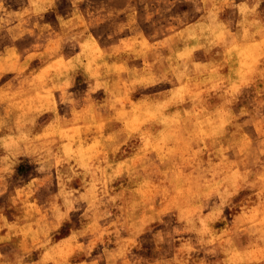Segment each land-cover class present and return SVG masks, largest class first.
Wrapping results in <instances>:
<instances>
[{
    "label": "clouds",
    "instance_id": "9594fccd",
    "mask_svg": "<svg viewBox=\"0 0 264 264\" xmlns=\"http://www.w3.org/2000/svg\"><path fill=\"white\" fill-rule=\"evenodd\" d=\"M0 264H264V0H0Z\"/></svg>",
    "mask_w": 264,
    "mask_h": 264
}]
</instances>
